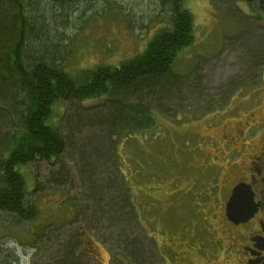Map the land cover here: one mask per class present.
<instances>
[{
    "label": "rangeland",
    "instance_id": "1",
    "mask_svg": "<svg viewBox=\"0 0 264 264\" xmlns=\"http://www.w3.org/2000/svg\"><path fill=\"white\" fill-rule=\"evenodd\" d=\"M70 2L63 1L57 12L66 25L58 31L62 37L57 42L63 69L72 76L100 65L119 66L141 53L164 23L158 0ZM180 6L191 13L193 20V43L179 52L171 67L183 78L180 91L167 100L142 98L155 115V126L125 137L117 145L122 172L131 187L139 223L145 229H132L133 234L143 240L150 264H193L199 256L187 250L186 243L196 239L208 242V227L211 233L219 231L220 224L211 216L220 217L218 208L225 195L222 189L234 177L232 165L243 160L239 153L235 155L241 146L229 142L245 122L250 126L251 118L255 123L264 115V64L251 68L240 52L241 43L233 41L238 30L236 18L241 19L237 10L257 15V4L249 7L242 0H182ZM242 19L255 28L254 19ZM255 35L263 40L260 33ZM100 102L90 99L78 108ZM74 107L55 103L50 122L60 127L62 116ZM60 130L67 135L63 125ZM76 155L77 151L68 147L52 165L33 162L19 167L37 216L28 221L0 212V262H52L65 240L76 234L81 222L75 223L79 213H74L73 205L83 203L84 207L86 201L76 173ZM113 162L116 160L108 164V169L113 168ZM58 173L62 174L63 186L49 180ZM86 232L84 249L91 251L98 262L108 264L116 252L114 242L99 240L104 237L100 232ZM218 236L224 238L220 233ZM176 253L192 258L189 262L176 261ZM86 259L93 261L91 256Z\"/></svg>",
    "mask_w": 264,
    "mask_h": 264
},
{
    "label": "trees",
    "instance_id": "2",
    "mask_svg": "<svg viewBox=\"0 0 264 264\" xmlns=\"http://www.w3.org/2000/svg\"><path fill=\"white\" fill-rule=\"evenodd\" d=\"M63 1L73 0H0V212L33 220L36 207L19 167L33 162L52 165L68 147L73 148L86 200L84 207L73 205L74 213H79L74 221L81 224L46 264H103L84 249L86 230L100 232L104 237L99 240L114 242L120 257L113 254L108 264H150L143 240L133 234L134 229H145L117 145L155 126V115L142 98L167 100L178 95L183 78L171 67L179 52L193 43L192 15L181 8L182 0H158L164 23L141 53L117 67L100 65L72 76L63 69L57 42L62 37L58 31L66 28L57 13ZM242 1L258 6L257 15L237 10L241 19L235 17L238 30L233 41L241 43L240 52L252 68L264 64V0ZM242 17L254 19L255 28L243 23ZM136 97L138 101L131 100ZM90 99L101 102L78 108ZM57 102L78 108L62 116L60 127L50 122L51 107ZM61 125L67 135L61 134ZM112 160L116 163L108 169ZM61 178L58 173L49 180L63 186Z\"/></svg>",
    "mask_w": 264,
    "mask_h": 264
},
{
    "label": "flooded vegetation",
    "instance_id": "3",
    "mask_svg": "<svg viewBox=\"0 0 264 264\" xmlns=\"http://www.w3.org/2000/svg\"><path fill=\"white\" fill-rule=\"evenodd\" d=\"M253 121L250 126L245 122L244 128H238L229 142L230 145L241 146L234 151L235 155H242L243 160L232 165L234 177L222 189L225 195L218 208L220 217L211 216L220 224L219 231L214 229L211 233L208 227V242L196 239L186 243V249L194 250L199 256L193 264H264V115L255 123ZM237 185L245 186L251 206L243 208L245 215L236 221L227 215L226 203ZM218 233L224 238L219 239ZM186 253L184 251V255ZM175 255L176 261L192 258V255Z\"/></svg>",
    "mask_w": 264,
    "mask_h": 264
},
{
    "label": "water",
    "instance_id": "4",
    "mask_svg": "<svg viewBox=\"0 0 264 264\" xmlns=\"http://www.w3.org/2000/svg\"><path fill=\"white\" fill-rule=\"evenodd\" d=\"M250 203L245 186L237 185L226 203L227 215L232 220H240L245 215L243 208L251 206Z\"/></svg>",
    "mask_w": 264,
    "mask_h": 264
}]
</instances>
